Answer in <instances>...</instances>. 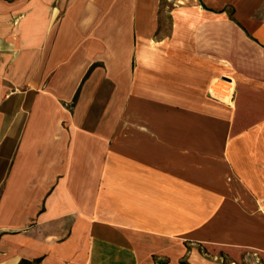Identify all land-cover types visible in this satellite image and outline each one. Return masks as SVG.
I'll use <instances>...</instances> for the list:
<instances>
[{
	"label": "crops",
	"instance_id": "0c3cea01",
	"mask_svg": "<svg viewBox=\"0 0 264 264\" xmlns=\"http://www.w3.org/2000/svg\"><path fill=\"white\" fill-rule=\"evenodd\" d=\"M173 1L0 0V134L21 129L14 106L28 116L11 167L0 157V264H224L204 240L240 252L201 232L230 201L264 213V0ZM224 73L221 131L197 110L158 112L156 146L83 127L103 102H197ZM241 242V264L247 247L264 258Z\"/></svg>",
	"mask_w": 264,
	"mask_h": 264
},
{
	"label": "rangeland",
	"instance_id": "374dc122",
	"mask_svg": "<svg viewBox=\"0 0 264 264\" xmlns=\"http://www.w3.org/2000/svg\"><path fill=\"white\" fill-rule=\"evenodd\" d=\"M174 6V1L171 0ZM166 12L164 13L165 18H163L160 31L161 33H157L154 41H159L163 36H169L170 25H171V11L174 9L171 6H167ZM229 17L231 16V12H227ZM167 17V18H166ZM232 33V32H231ZM229 73H224L223 76H217V78H223L224 80H231L229 78ZM207 86L204 89H199L195 94L199 97V101L197 102H183V103H152L148 101H137L133 102H125V103H109L103 102L100 103V111L101 118H95L92 120H85L83 127L87 129H95L96 127H100L102 132L109 136L110 133H114L112 137H116L119 146H126V143L135 142L139 143L140 146L143 144L148 146H156L151 139L147 138L148 130L153 127L157 128V114L161 111L173 112L176 111H190L197 110L199 113H202L201 121L206 122V113L212 114L213 127H216L219 131H221L225 127V119H223V111L217 104L222 103L220 100L215 99L216 101H212L206 97ZM235 87L233 88V91ZM194 91V89H193ZM139 93L140 90H139ZM142 94V93H141ZM234 94V93H233ZM232 94V96H233ZM231 96V100L233 99ZM19 97V95H13L9 101L14 100V98ZM228 101V104L231 103ZM8 101V102H9ZM214 104H213V103ZM216 102V103H215ZM226 104V103H225ZM226 104V105H228ZM70 111H72L73 106L75 105V101H70L69 103L64 104ZM231 106V105H229ZM232 107V106H231ZM131 110L132 113H128ZM8 113L9 115H14L15 113V121L16 124L21 126L15 130L12 129V132L7 134H0V157L6 159L5 164L10 168L12 165L13 159L16 157V153L18 150V145L21 143V131L24 128V125L27 122L28 116L27 112H21L18 105L14 106L12 110ZM118 112V118L112 119L110 118V113ZM29 115V114H28ZM172 116V115H171ZM155 119H154V118ZM210 121V120H209ZM52 126V124H51ZM50 126V128H51ZM149 128V129H148ZM15 131V132H14ZM14 144H16L14 146ZM2 162H4L2 160ZM201 177V172L198 169V177ZM2 189V186H1ZM237 201V200H236ZM235 201V202H236ZM245 201V200H244ZM234 201H230L228 204L229 212L224 215L217 216V219L214 222V226L212 230L205 229L201 232V238L203 239H218V240H226L231 243L229 245L232 249H238L240 252L232 253L231 256H226V254L221 253L222 251L218 250V246L215 243L206 242H197L198 250L205 256L221 261L224 264H241V241H245L246 239L253 240L261 246L264 247V213L261 215H253L241 212L238 204ZM241 202V200H240ZM260 206L261 210H264V199L255 201V206ZM245 206L247 209L251 208L250 200L245 201ZM254 218L255 222L258 224L255 227H252L249 222ZM255 228V229H254ZM259 229V230H258ZM215 230V232L213 231ZM257 230V231H256ZM225 233L228 234V238H225ZM246 251H250L254 254V264H264V258L261 257V250L254 247L245 248ZM245 251V252H246ZM161 260L163 258H160ZM159 260V258H157ZM242 264H248L245 260L242 261ZM253 264V263H252Z\"/></svg>",
	"mask_w": 264,
	"mask_h": 264
},
{
	"label": "bare ground",
	"instance_id": "6f19581e",
	"mask_svg": "<svg viewBox=\"0 0 264 264\" xmlns=\"http://www.w3.org/2000/svg\"><path fill=\"white\" fill-rule=\"evenodd\" d=\"M234 79V78H233ZM224 80L223 78L214 79L211 91L213 94L218 95L221 101H230L233 94L234 80Z\"/></svg>",
	"mask_w": 264,
	"mask_h": 264
},
{
	"label": "built area",
	"instance_id": "2783aa9c",
	"mask_svg": "<svg viewBox=\"0 0 264 264\" xmlns=\"http://www.w3.org/2000/svg\"><path fill=\"white\" fill-rule=\"evenodd\" d=\"M178 2H179V0H178ZM211 86H212V84L208 87V94H209L211 97L215 98V99L221 100V98H220L218 95L212 93V91H211Z\"/></svg>",
	"mask_w": 264,
	"mask_h": 264
},
{
	"label": "trees",
	"instance_id": "16d2710c",
	"mask_svg": "<svg viewBox=\"0 0 264 264\" xmlns=\"http://www.w3.org/2000/svg\"><path fill=\"white\" fill-rule=\"evenodd\" d=\"M154 259V264H167V261L166 260H157L156 257H153Z\"/></svg>",
	"mask_w": 264,
	"mask_h": 264
}]
</instances>
